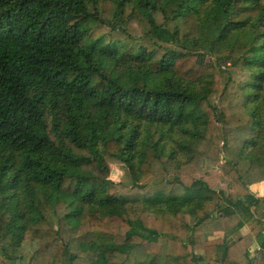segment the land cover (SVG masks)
<instances>
[{"label":"trees","instance_id":"obj_1","mask_svg":"<svg viewBox=\"0 0 264 264\" xmlns=\"http://www.w3.org/2000/svg\"><path fill=\"white\" fill-rule=\"evenodd\" d=\"M260 181L264 0H0V264H264Z\"/></svg>","mask_w":264,"mask_h":264},{"label":"rangeland","instance_id":"obj_2","mask_svg":"<svg viewBox=\"0 0 264 264\" xmlns=\"http://www.w3.org/2000/svg\"><path fill=\"white\" fill-rule=\"evenodd\" d=\"M112 175L111 178L114 180H119V178L125 173V169L121 165H113L112 166ZM34 243H26L23 247V253H24V259L22 261L23 264H25L29 259L31 254L33 253V250L35 248Z\"/></svg>","mask_w":264,"mask_h":264},{"label":"crops","instance_id":"obj_3","mask_svg":"<svg viewBox=\"0 0 264 264\" xmlns=\"http://www.w3.org/2000/svg\"><path fill=\"white\" fill-rule=\"evenodd\" d=\"M250 189L251 191L256 195V196H264V181H260V182H255L253 184L250 185ZM249 232V226L246 225L245 227H243L238 234L234 235L233 237L229 238V242L234 241L235 239H237L238 235H244L246 233ZM259 244V243H258ZM257 245V244H256ZM260 245V244H259ZM255 247H253L254 249ZM252 249V250H253ZM256 254V253H252Z\"/></svg>","mask_w":264,"mask_h":264},{"label":"built area","instance_id":"obj_4","mask_svg":"<svg viewBox=\"0 0 264 264\" xmlns=\"http://www.w3.org/2000/svg\"><path fill=\"white\" fill-rule=\"evenodd\" d=\"M262 250L261 245L257 244L255 248L252 250V253H257L258 251Z\"/></svg>","mask_w":264,"mask_h":264}]
</instances>
